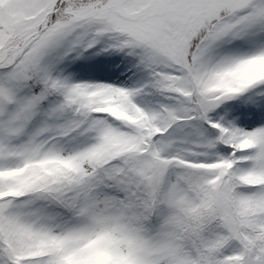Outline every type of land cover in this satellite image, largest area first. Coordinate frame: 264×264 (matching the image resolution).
Wrapping results in <instances>:
<instances>
[{
	"label": "snow or ice",
	"instance_id": "1",
	"mask_svg": "<svg viewBox=\"0 0 264 264\" xmlns=\"http://www.w3.org/2000/svg\"><path fill=\"white\" fill-rule=\"evenodd\" d=\"M262 69L264 0H0V264H264Z\"/></svg>",
	"mask_w": 264,
	"mask_h": 264
},
{
	"label": "trees",
	"instance_id": "2",
	"mask_svg": "<svg viewBox=\"0 0 264 264\" xmlns=\"http://www.w3.org/2000/svg\"><path fill=\"white\" fill-rule=\"evenodd\" d=\"M119 58H120L119 56L109 57L107 55H101V56L89 58L86 55V57L83 60L79 61V63L92 65L94 67L95 65L104 64L106 62H114V61L118 62ZM117 75H118V70L111 72V73L98 72V71H85V72L79 73L78 78L96 79L102 82L112 83L113 81L116 80Z\"/></svg>",
	"mask_w": 264,
	"mask_h": 264
}]
</instances>
